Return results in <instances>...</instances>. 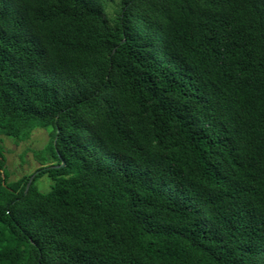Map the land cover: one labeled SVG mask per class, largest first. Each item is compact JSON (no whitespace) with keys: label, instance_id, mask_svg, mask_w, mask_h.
<instances>
[{"label":"trees","instance_id":"1","mask_svg":"<svg viewBox=\"0 0 264 264\" xmlns=\"http://www.w3.org/2000/svg\"><path fill=\"white\" fill-rule=\"evenodd\" d=\"M35 128L0 264H264V0H0V136Z\"/></svg>","mask_w":264,"mask_h":264},{"label":"rangeland","instance_id":"2","mask_svg":"<svg viewBox=\"0 0 264 264\" xmlns=\"http://www.w3.org/2000/svg\"><path fill=\"white\" fill-rule=\"evenodd\" d=\"M6 157V169L9 173V180H16L23 175H33L39 164L33 159L31 150L41 149L48 142L46 129L35 128L29 140L15 144L6 136H0ZM50 179L44 175L36 182L41 192H46L50 187Z\"/></svg>","mask_w":264,"mask_h":264},{"label":"water","instance_id":"3","mask_svg":"<svg viewBox=\"0 0 264 264\" xmlns=\"http://www.w3.org/2000/svg\"><path fill=\"white\" fill-rule=\"evenodd\" d=\"M63 165H64V163L61 161L60 166H63ZM46 168H48V167H46ZM37 172H38V171H36L33 175L30 176V178H29V180H28V182H27V185H26V189L28 188V186H29V184L31 183V181H32V179H33V177H34V175H35Z\"/></svg>","mask_w":264,"mask_h":264}]
</instances>
